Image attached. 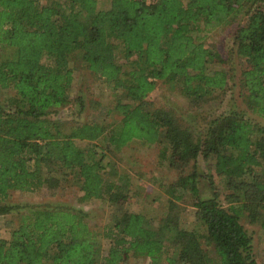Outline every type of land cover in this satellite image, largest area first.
<instances>
[{
	"label": "trees",
	"instance_id": "obj_1",
	"mask_svg": "<svg viewBox=\"0 0 264 264\" xmlns=\"http://www.w3.org/2000/svg\"><path fill=\"white\" fill-rule=\"evenodd\" d=\"M233 24L244 109L221 110L200 133L172 109L146 107L157 81L197 103L222 101L230 76L220 66L229 60L194 32ZM76 53L114 99L109 121L67 130L55 114L71 103ZM0 93V215L17 208L5 202L11 192L56 189L70 180L79 202L123 201L131 180L125 173L109 177L107 150L119 152L134 140L165 143L159 159L171 165L213 156L228 190L224 204L211 176L204 194L195 168L169 185L177 200L189 191L201 233L179 228L177 215L156 223L119 211L97 230L80 208L31 206L10 237H0V264H122L128 256L258 264L241 216L247 211L264 227V123L247 116L264 121V0H109L105 9L97 0H0ZM76 103L84 108L82 96ZM168 205L176 207L172 200ZM99 236L108 240L104 251Z\"/></svg>",
	"mask_w": 264,
	"mask_h": 264
},
{
	"label": "rangeland",
	"instance_id": "obj_2",
	"mask_svg": "<svg viewBox=\"0 0 264 264\" xmlns=\"http://www.w3.org/2000/svg\"><path fill=\"white\" fill-rule=\"evenodd\" d=\"M182 1L185 2L186 0ZM97 2L99 9H105L109 6V0H97ZM235 24L211 29L204 28L201 32H194V36L199 38L206 47L218 50L223 57L229 60H226L220 66L228 69L230 76L226 94L225 96L221 95L223 97L222 101L212 100L206 101V103H197L195 100L180 96L173 89L171 83L157 81L154 90L145 98L146 107L149 109L160 107L172 109L187 124L192 123L200 133L204 132L209 117L216 116L221 110L227 111L231 108L237 109V107L244 109L241 98H238L240 70H242L243 64L234 51L233 32ZM70 66L75 69L73 84L69 91L71 103L58 109L59 111L55 114L62 128L68 130L69 126L78 122L109 121L111 117L106 116V113L112 105L111 99H114L113 91L108 89L101 79L95 77L86 68L78 53L71 56ZM78 95L84 99L83 109H80V106L76 103V96ZM91 101L98 104L91 107L89 105ZM247 116L264 123L262 119L254 118L249 113H247ZM165 145V143L146 145L134 140L119 152L113 153L111 150H107L108 159L106 161L109 177L116 179L117 175L125 173L131 180L129 194L123 201H114L113 203L108 201L105 203L101 199H92L79 202L77 199L80 193L71 180L63 181L56 189L42 188L36 192H11L5 202L17 206V208L9 214L0 215V237L4 239L10 237V231L20 221L22 214H25L29 207L44 206L45 204L54 207L57 203L71 205L86 211L88 224L97 230L101 229L111 214L119 211H135L154 219L156 223L177 215L179 228L188 232H203L204 226L196 218V209L191 204L189 191L184 190L182 198L177 200L169 196L167 189L179 176L190 173L195 168L200 173L201 191L206 194L207 190L203 187L210 180L209 177L212 176L213 180L218 183L220 201L227 204L225 196L228 190L220 177L214 172V157L204 159L199 156L196 161H190L183 166L177 162L171 165L166 160L159 159L160 149ZM58 177H61V175H58ZM171 200L176 205L173 210H170L168 205ZM243 213L245 214L241 216V222L246 231L252 236L255 258L258 264H264V227L259 218L256 217L253 221L247 216V211ZM98 241L101 250H106L108 240L99 236ZM202 244L204 248L209 250L210 255H214L212 248L206 246L203 240ZM172 247L174 248L173 245ZM122 264L168 263L164 256L158 257L156 263H152L148 257L128 256ZM213 264H219V261Z\"/></svg>",
	"mask_w": 264,
	"mask_h": 264
}]
</instances>
